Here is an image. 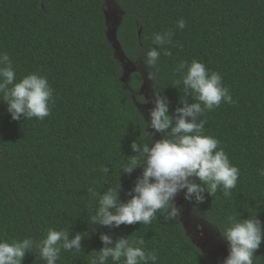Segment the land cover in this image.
Returning <instances> with one entry per match:
<instances>
[{"label":"trees","instance_id":"obj_1","mask_svg":"<svg viewBox=\"0 0 264 264\" xmlns=\"http://www.w3.org/2000/svg\"><path fill=\"white\" fill-rule=\"evenodd\" d=\"M114 2L122 12L116 41L128 61L147 74L157 72L153 89L169 101V114L176 115L183 100L196 102L175 71L181 61L195 59L218 72L234 101H222L201 119L204 135L218 139L239 168L237 186L230 197L222 189L205 194L196 215L220 235L229 216L257 215L264 225V176L258 172L264 169V0ZM157 33H173L171 42L158 47ZM152 48L160 52L156 69L144 63ZM0 53L9 55L16 82L32 73L46 76L55 99L43 120L15 121L0 96V241L40 242L49 229L65 230L69 238L80 233L82 249H61L56 264H90L107 234L154 252L156 264H211L179 218L166 220L157 212L148 225L92 223L99 205L89 188L102 195L120 182V200L130 199L142 169H121L135 155L131 144L145 142L146 135L134 100L142 75L123 76L107 37L105 0H0ZM140 239L143 245L136 244ZM254 255V264H264V242ZM22 264L45 262L33 249Z\"/></svg>","mask_w":264,"mask_h":264},{"label":"clouds","instance_id":"obj_2","mask_svg":"<svg viewBox=\"0 0 264 264\" xmlns=\"http://www.w3.org/2000/svg\"><path fill=\"white\" fill-rule=\"evenodd\" d=\"M177 27L183 29L185 21L180 19ZM173 33L154 35L153 43L158 47L171 42ZM165 55L170 53L165 50ZM160 52L150 49L144 63L148 68L156 69ZM158 71V69H157ZM181 73L185 94H193L195 101L191 104L181 101L182 107L176 108V115L169 114V101L154 90L149 110L151 127L161 134V139L153 140L144 129L145 142L134 141L131 149L135 155L130 156L122 171L131 174L136 168L142 169L134 187L127 193V201L119 198L120 182L117 187H109L102 195L94 188L89 193L98 198V208L92 216V223L99 226L119 227L122 224L136 223L148 225L157 219V212L164 214L166 220L180 217L182 206L175 203L176 197L183 193V198L197 211L198 205L207 196L213 197L222 189L225 197L231 196V190L237 186L240 176L238 167L231 164L227 154L220 147V141L204 135L206 120L201 119L206 111H212L221 102L233 103L227 87L223 85L218 72L206 68L205 64L192 60L181 61L175 69ZM156 71H149L148 78L155 81ZM179 83V82H178ZM0 96L7 103V111L12 120L37 118L43 120L51 114V105L55 103L53 89L46 76L32 73L16 82V72L7 53H0ZM141 103H149L143 96ZM150 138L151 142H147ZM108 173V168H103ZM264 176V169L258 170ZM221 233L228 245V256L219 264H254V253L264 242V225L257 218L241 219L229 216L228 224ZM80 233L69 238L65 230L49 229L47 236L40 242L31 238L13 240L11 243L0 241V264H22L25 255L36 249L45 264H56L61 249L80 251ZM103 247L97 251L90 264H107L111 258L119 264H156L154 252H146L143 247L130 243L128 238L113 242L111 236L102 234ZM143 239L136 244L143 245Z\"/></svg>","mask_w":264,"mask_h":264},{"label":"rangeland","instance_id":"obj_3","mask_svg":"<svg viewBox=\"0 0 264 264\" xmlns=\"http://www.w3.org/2000/svg\"><path fill=\"white\" fill-rule=\"evenodd\" d=\"M105 15L107 22V37L114 50L115 57L121 65L124 78L127 79L133 72H139L142 75L143 83L139 92L134 95V100L146 122L150 123L149 110L154 107V103L151 102L154 93L152 81L148 78V74L143 68L127 60L116 41L115 31L120 23L122 12L115 4L114 0H105ZM143 96L149 103L140 102ZM148 132L153 137L158 136V132L151 127H148ZM175 203L178 206H182V212L178 218L187 236L202 250L211 264H219V261L228 256L229 250L227 242L222 238L215 227L196 215L190 208L188 201L184 200L183 193H180L176 197Z\"/></svg>","mask_w":264,"mask_h":264}]
</instances>
